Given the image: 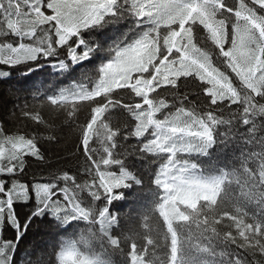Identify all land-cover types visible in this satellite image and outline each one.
I'll list each match as a JSON object with an SVG mask.
<instances>
[{"label": "snow or ice", "instance_id": "1", "mask_svg": "<svg viewBox=\"0 0 264 264\" xmlns=\"http://www.w3.org/2000/svg\"><path fill=\"white\" fill-rule=\"evenodd\" d=\"M124 21L127 30L105 47L103 35L96 33L110 26L115 30ZM197 26L205 35L198 34ZM5 37L18 38L15 46ZM97 53L101 63L89 74L83 64L92 62ZM53 59L51 67L61 72L80 66L82 79L51 94L45 89L34 95L64 111L65 123L78 124V150L90 162L85 173L91 182H78L76 176L63 172L52 182L21 183L15 177L24 172L25 158L43 159L37 138L7 136L0 129V233L5 229L14 233V240L0 235V264H16L19 242L33 220L45 214L70 227L81 220L98 224L99 238L119 249L122 240L110 232L118 217L110 206L125 198L117 190L143 184L126 161L117 158L128 155L117 149L132 138L133 153L157 167L152 206L142 213L144 231L136 234L144 243L124 237L125 242L131 240L125 264H248L235 253V260L227 259V245L264 256V134L258 135L264 133V0H0V65L24 64L27 72H33L41 60ZM9 74L0 71V78ZM189 77L201 82L211 106L227 102L228 110L232 105L238 108L225 118L217 114L224 108L200 111L187 94L175 96L171 105L157 98L158 89L178 88L181 78ZM85 103L90 118L79 123L77 114ZM111 110H121L135 123L125 120L122 128L111 127L105 120ZM22 115L45 123L39 112L25 110ZM221 126L227 129L221 133L225 139L247 126V133L240 135L260 151L242 154V172L205 175L181 154L208 155ZM94 141L100 148L92 146ZM114 165L118 171L111 170ZM233 178L247 191H242L243 202H235L229 210L223 207L224 193ZM85 192L92 201L103 200L106 205H85L81 199ZM30 193L35 195V206L21 220L15 203H27ZM249 203H255L259 212L250 213ZM225 217L231 223L218 228ZM89 229L78 240H63L52 264H112L103 258H81L78 245L87 246L96 238ZM214 241L225 247L217 252ZM157 249L161 256L153 259Z\"/></svg>", "mask_w": 264, "mask_h": 264}, {"label": "trees", "instance_id": "2", "mask_svg": "<svg viewBox=\"0 0 264 264\" xmlns=\"http://www.w3.org/2000/svg\"><path fill=\"white\" fill-rule=\"evenodd\" d=\"M127 27L128 22L124 21L116 25L115 30L110 26L103 29L102 33H96V35H103V38L106 40L105 47H107V44H110L117 35L126 31ZM197 30L199 35H205L200 26H197ZM3 39L13 42L14 46L18 40L16 37H5ZM100 56L101 54L97 53L92 58V62H84L83 67L89 71V74L94 73L96 68H98L101 63ZM54 62L55 59L49 61L41 60V66L33 72H27V66L24 64L15 67L0 65V71H8L10 73L7 77L0 78V129H3L4 134L7 136L23 135L26 138L36 137L37 146L43 156L42 160L27 156L25 158L24 172L19 173L15 177L21 183L29 186L35 183L52 182L56 176L63 172L76 176L78 182L82 183L85 180L91 182V177L85 173V168L89 166L90 162L86 160L82 150H78V124L72 121L65 123L67 117L64 111L50 105L46 99L34 95L35 92H43L45 89L51 94L60 88H67L82 79L80 66H71L68 71L61 72L51 67V64ZM67 62L71 65L70 60ZM229 75L232 77L234 84L239 87V80L230 70ZM178 83V88L165 86L158 89L157 93L159 95L157 98H164L171 105L175 100V96L187 94L189 102L195 104L200 111H206L209 108H224L225 111L223 113L217 112V114H222L225 118L230 116V111L238 108V105H232L231 110H228L226 106L227 102L225 105L211 106L209 99L203 93L201 82L194 77L181 78ZM204 87H207V85ZM157 93H153L152 95L157 96ZM136 99L139 100V98ZM257 99L259 100L260 98ZM189 102H185L186 107L191 106ZM177 106H179L178 102ZM68 107L70 108L71 105L69 104ZM25 110L32 113L39 112L45 123L38 124L25 118L22 115V112ZM171 110L174 111V108ZM89 113L90 106L86 103L82 104L77 114L79 123H84L86 119H89ZM157 116L158 118H162L161 114H157ZM105 120L110 123L111 127L120 126L122 128L125 120L129 124L135 123L130 116L121 110H111L110 114H106ZM226 130V126H221L217 129V143L209 150L208 155H181L196 162L199 170L205 175H219L222 170L231 172L234 169L242 172L240 168L242 154L246 156L250 152L260 151V147L255 143H245L246 135H240V133H247V126L239 127L237 134L227 139L221 135ZM260 134L264 133H258V135ZM50 136L54 137V139H48ZM135 144L136 140L132 138L117 149L118 153H128V155H118L117 158L124 159L128 170L143 180L141 186L117 190V193L123 192L125 198L114 202L110 206L111 213L118 217V223L110 229V232L122 240L121 247L119 249L113 248L107 244L106 240H101L99 238L98 224L92 225L90 221L81 220L72 222L70 227L55 220L51 214H45L33 220L26 235L19 242L15 252L16 264H37L38 261L40 264H52L55 260L54 254L59 251L63 240H77L78 236L89 228L95 231L96 238L89 240L87 246L78 245L81 253L88 255L99 254L101 258L110 260L112 264H125V261L128 259L127 252L130 250L129 245L131 240L125 242L124 237H132L139 244L144 243L142 238L136 234L144 231L142 228V213L152 206L154 199L153 192L155 190L153 183L154 171L157 167L156 165H151L148 159H141L138 152L133 153L132 145ZM92 146L100 148V145L95 141ZM249 166L254 169L256 168L255 163H250ZM111 170L118 171V167L114 165ZM241 180L243 182V177H241ZM58 186L63 187V182H58ZM227 187L228 191L224 193L223 207L232 210V205L235 202H243L242 191H247V189H242L239 184L235 183V178H233V182ZM81 199L85 205L93 208H102L106 205V202L103 200L92 201L86 192L81 194ZM34 206L35 195L34 193H30V199L27 203H15V212L21 220H25L30 215ZM246 209L250 213L259 212V208L255 203L246 204ZM156 216L158 217V213ZM159 223L163 224L162 219H159ZM230 223L231 221H228L225 217L217 227L226 229V226ZM192 228L195 230V225H192ZM78 229L80 233H78ZM231 230L235 231L234 228ZM0 235H2L4 240H14V233L10 230L5 229ZM195 242L193 241V243ZM204 243H207V241H204ZM214 244L217 252L225 247V245L219 242L214 241ZM227 248L230 250V255L227 259L235 260V254H238L242 259L247 260L248 264H264V256H261L258 251L253 256L249 251L237 248L236 245H227ZM160 256L161 252L157 249L153 259Z\"/></svg>", "mask_w": 264, "mask_h": 264}, {"label": "clouds", "instance_id": "3", "mask_svg": "<svg viewBox=\"0 0 264 264\" xmlns=\"http://www.w3.org/2000/svg\"><path fill=\"white\" fill-rule=\"evenodd\" d=\"M65 226H66V224H65ZM77 231H78V233H80V230H79V229H78ZM89 231H90V229H87V230L84 232L85 236L88 235V232H89ZM80 235H81V234H80ZM80 235L78 236V239H79ZM78 239H77V240H78ZM84 257H86V258H88V259H90V260H94V259H96V258H101V256H100L99 254H96V255H88V254H86V253H82V254H81V258H84Z\"/></svg>", "mask_w": 264, "mask_h": 264}]
</instances>
